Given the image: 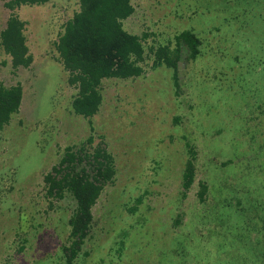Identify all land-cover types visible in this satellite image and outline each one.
Returning a JSON list of instances; mask_svg holds the SVG:
<instances>
[{"label":"rangeland","instance_id":"obj_1","mask_svg":"<svg viewBox=\"0 0 264 264\" xmlns=\"http://www.w3.org/2000/svg\"><path fill=\"white\" fill-rule=\"evenodd\" d=\"M132 1L126 30L167 43L190 29L203 39L202 55L181 81L179 96L166 67L104 82L93 126L115 156L117 181L94 209L84 248L89 255L75 264H173L180 241L195 255L215 252L219 239L196 237L198 221H209L219 208L229 227L244 220L238 210L264 203V0ZM78 9L77 0H52L18 11L34 56L29 69L13 71L0 48V82L23 86L20 111L0 132V264H64L61 244L75 204L50 210L36 193L64 149L91 135L89 121L71 111L75 90L52 56L55 39ZM6 19L0 0V31ZM188 143L198 154L197 179L184 199ZM201 180L210 187L205 211L197 199ZM139 196L143 202L132 213Z\"/></svg>","mask_w":264,"mask_h":264},{"label":"trees","instance_id":"obj_2","mask_svg":"<svg viewBox=\"0 0 264 264\" xmlns=\"http://www.w3.org/2000/svg\"><path fill=\"white\" fill-rule=\"evenodd\" d=\"M51 1L2 0L7 19L0 31V48L9 58L13 71L29 69L34 62L26 35L27 22L18 11L25 6H41ZM77 2L79 9L64 23L62 32L53 43L52 56L66 72L68 85L75 90L71 111L89 121L91 135L64 149L58 161L43 173L40 190L36 193L37 199L44 201L50 210L68 200L75 204L68 219L67 239L61 244L64 264H75L82 256L89 255L84 248L93 232L94 209L106 188L117 181L115 156L105 137L96 136L93 126V118L100 113L103 105L104 82L109 79L133 80L145 77L149 71L166 67L173 71L172 80L179 96L181 81L189 73V67L202 55L203 47V39L190 29L175 33L167 43L150 42L151 34L148 32L143 35L129 32L124 27V21L135 13L132 0ZM22 100L23 86L20 83L5 85L0 82V132L19 113ZM187 149L188 158L181 180L184 199L197 179L198 154L189 143ZM209 197L210 187L201 180L197 199L204 211ZM142 202L143 196H139L129 210L135 213ZM217 211V214H211L209 221L204 219V224L200 219L201 228L196 230L199 239H207L208 234L219 239L216 251L195 255L191 246L188 247L191 252L187 250V242L180 241L177 250L179 261L173 264H264V203L258 201L252 208L238 210L244 220L236 221L229 227L219 218V208ZM181 220L178 216L175 226ZM122 247L123 242L120 249ZM23 249L22 245L19 250ZM216 256L221 259H216Z\"/></svg>","mask_w":264,"mask_h":264}]
</instances>
